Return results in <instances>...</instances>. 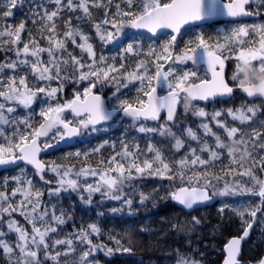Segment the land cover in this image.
Here are the masks:
<instances>
[{
	"label": "snow or ice",
	"instance_id": "1",
	"mask_svg": "<svg viewBox=\"0 0 264 264\" xmlns=\"http://www.w3.org/2000/svg\"><path fill=\"white\" fill-rule=\"evenodd\" d=\"M52 2L55 4L52 11L44 9L39 13L33 12L35 18L32 23L35 25L37 20L39 21V39L26 28L24 21L18 24L7 23V19L13 16L12 10L17 7L18 0H5L0 6V52H11L15 57L12 59L6 56L5 60L0 62V166L25 162L33 166L35 175L44 184L52 183L51 180L45 179V172H51L55 174L57 186L49 189L50 196H58L61 191H79L87 193L88 203L96 193L109 199L122 200L123 186L127 181L145 174L158 176L177 185L170 197L189 209L215 195L236 194L235 184L229 185L228 181L224 180L223 190L217 191L214 181L219 182L230 174L249 177L253 187H242L240 192L258 197L260 203L239 211L242 218L247 214L250 219L243 220L245 227L242 235L227 245L228 258L225 261V264H237L236 257L241 240L249 236L257 213L264 216V179H260L254 171L259 168L264 173V155H260V152L264 151V122L255 121L259 129L252 127L247 133L237 127L220 124L219 126L225 129L226 139L230 144L218 136L216 148L220 151L211 150L204 144L200 152H208V159L197 155L196 149H190L191 159L185 156L170 164L151 144L148 145L147 152L154 153V156L149 159L141 153L138 144H133L130 151L129 145L123 142L119 152L113 151L106 159L97 161L95 166L83 165L75 171L70 166L47 165L39 157L42 151L65 139L79 136L84 130L96 131V125L112 120L117 113L137 121H159L162 119L161 113H164L163 124L156 128L141 124L138 131L174 135L167 124L174 120L181 101L187 111L190 101L207 100L233 92V87L223 75L228 59L236 61L235 72L231 76V81L236 87L249 97H264V24L233 29L230 35L224 36L223 44L219 40L211 41L199 35L194 41H189V46L184 50L174 54L177 38L175 34H179L184 25L216 15H253V12L246 11L244 7L249 0H229L228 3L223 0H119L115 4L114 0ZM121 4L124 7H121ZM113 7L115 11H111ZM65 10L70 13L81 12L82 16L77 19L85 21H94V10H102L98 22L92 24L101 42V48L116 41L125 28L145 29L153 36L161 29H171L175 34L160 46V51L149 46L145 53L129 43L123 52L143 56V59H138L135 67L127 71L123 56L119 65L115 63L116 57H106L102 52L97 56L89 35L79 25L72 26L71 17L64 20L63 30L58 32L56 21ZM25 33L26 40L22 39ZM69 43L79 48L82 54L86 53L87 59L85 60L83 55H73L68 50ZM192 44L195 46H190ZM169 61L172 63L165 70V64ZM188 61L194 65H206L207 72L211 74L210 79L199 76L198 71H176L177 64ZM254 63L258 67L254 66ZM257 71L259 78L256 76ZM241 75L243 79H240ZM69 82H86V85L81 92H74L72 99L61 102L65 84ZM137 82L139 86L134 99L131 102L127 98L121 99V89ZM107 83L115 85L113 96L118 101L111 111L105 107L102 96L94 91L98 85ZM160 87L167 89L166 95L157 94V88ZM37 101L38 112L33 108ZM20 109L27 110V114L22 117L16 115ZM257 111L255 107H247L235 112L229 110V115L243 124L252 122ZM65 113H70L72 118L67 119ZM196 114L201 117L206 115L203 110H198ZM36 115L41 118V122L34 126L33 119ZM220 115L221 113L217 112L212 119L215 120ZM6 127L10 131L6 132ZM202 127L206 132L211 131L207 124ZM188 136L193 140L197 138L191 129H188ZM105 143L108 144L107 141ZM108 146L115 149L114 142ZM250 146L252 152L248 151ZM103 147V144L100 145L93 150L94 153H99ZM175 147L177 150L182 148L183 141L177 138ZM74 155L80 157L81 153ZM88 155L85 153L83 158L87 160ZM222 155H226L229 160V165L221 169L222 175L210 172L209 169L214 167L213 162L220 160ZM245 155L251 158V164L247 167L244 163ZM89 178H92L91 182ZM12 179L16 186L10 192L7 180L4 181L3 190H0V222L6 223L9 232L16 233V242L14 245L9 244L3 239L5 233L0 231V249L10 258L15 257L13 264H44L48 259L59 264L62 255L75 252L76 242L88 246L81 253V264H87L89 255L97 249L102 248L108 254L112 253L113 249L103 243H93L92 235H100L96 224L81 227L64 239L49 240L50 234L57 233L59 226L67 223L70 217L66 219L63 212L57 215L54 206L49 209L44 205V192L35 187L31 179L23 176ZM18 195L20 199L17 200L15 198ZM81 199H84L83 195ZM145 199L147 197L141 194V201ZM124 202L129 205L132 203L130 199ZM13 214L23 217L24 223L15 219ZM5 216L7 220L4 219ZM193 219L195 223H199ZM116 243L120 244L119 241ZM59 245L65 246L64 252L53 253L50 250ZM179 264L196 262L181 258ZM260 264H264V260H261Z\"/></svg>",
	"mask_w": 264,
	"mask_h": 264
},
{
	"label": "trees",
	"instance_id": "2",
	"mask_svg": "<svg viewBox=\"0 0 264 264\" xmlns=\"http://www.w3.org/2000/svg\"><path fill=\"white\" fill-rule=\"evenodd\" d=\"M21 2L25 6V9L15 8L13 16L7 19V23L18 24L24 21L32 30L33 35L39 39L37 33L39 21L37 20V24L35 25L32 23V19L35 18L33 17V12L39 13L44 9L52 11L48 8L54 7L55 4L52 0H24ZM49 2L52 3L49 4ZM121 7H124V5L121 4ZM94 12L100 14V11L94 10ZM190 31L192 29H189L187 33ZM140 33L156 39L163 35H170V32H161L153 36L135 29L125 28L117 43L138 42V35ZM187 33L178 38L177 45L182 46L183 49L189 46V41H194L197 37H186ZM203 36L205 39L217 41L207 34H203ZM219 42L221 44L224 43V41ZM190 46L193 47L195 45L192 44ZM8 54L9 56L7 57L12 58L11 52H8ZM72 54L75 55L74 53ZM124 63L125 70L130 71L134 68L126 59ZM228 63L229 67L226 77L228 82L235 86L231 81V76L235 72L236 63L234 59H228ZM69 75H71V69H69ZM198 75L208 78V72L203 63L198 70ZM79 84L66 83L61 102L65 99H72L75 89ZM135 84L130 83L128 88L121 89L120 95L129 99L130 102L137 94L136 91L133 94ZM94 91L102 93L109 102L115 91V85L112 83L98 85ZM162 91H164L163 88ZM251 103H255L259 107L253 121L243 124L241 122L234 123L239 129L247 133L250 132L252 127L259 129V125H256L255 121L264 122V101L249 99L236 90L228 100L217 99L210 103L190 101L187 111L184 110L182 103L175 119L167 124V127L171 129L174 135H168L167 133L160 135L158 132L141 133L138 131L141 124L148 128H156L164 123V119L159 121H137L119 113V118L102 125H97L96 131L91 129L82 131V134L78 136L70 148L45 155L43 156V160L47 165H65L73 167V170H77L83 165L95 166L97 161L102 158L106 159L113 151L119 152L121 150V142L128 144L130 151L133 144H138L141 153L149 159L153 158L154 153L147 152L148 145L151 144L157 149L160 148L158 147L160 143H165L166 146L160 148L159 151L163 159L170 164L185 156L191 159L190 149H196L197 155H200L203 159H208V152H200V148L203 146L202 143L208 142L206 138L210 137L209 133L204 131L202 125H210L213 127L212 129L219 130L226 137V133L223 134V128L219 126L218 120L227 116L229 110L246 109ZM198 104H201V108L197 106ZM198 110H203L206 115L203 117L197 115L196 112ZM217 110L221 115L216 118L217 120H213L212 117ZM188 129H191L195 133L197 137L195 140L188 136ZM106 136L110 139L114 138V141H108V144L115 143L114 150L108 144L103 143L102 139ZM177 138L184 142L183 147L179 150L174 147V141ZM102 144L104 147L100 148L99 153H94L93 150ZM209 147H212L211 150L220 151L211 143ZM248 151H253L251 146ZM77 152L81 153L80 157L74 155ZM85 153L89 154L87 160L83 158ZM237 155L239 154L237 153ZM260 155H264V151L260 152ZM256 159L258 160L259 156ZM213 163L214 167L210 168L209 171L222 175L221 169L229 165V160L226 155H222L220 160H216ZM244 163L246 167L250 166L251 158L245 155ZM18 171L8 170L6 172L7 174H13ZM254 171L260 179H264V173L259 168H256ZM22 173L33 181L35 187L44 192V196L42 197L44 205H47L49 209H52L54 206L57 215L63 212L66 219L70 217V219H67V223L59 226L57 233L50 234L49 240L64 239L69 237L74 231H78L81 227L86 228L90 224H96L100 229V235H92L93 243H103L108 248H112L113 251L111 254H108L102 248L97 249L89 255L87 264H179L181 258L195 261L196 264H220L224 258L225 243L232 236L240 235L245 227L243 220L250 219L247 214L242 218L239 215V211L254 207L260 203L258 197L240 192V188L242 187H253L250 178L234 174L225 176L221 181H214L213 183L216 185L217 191H222L224 180H227L229 185H236V194L231 196L215 195L217 197L215 204L204 208H197L192 212H186L177 206L174 199L170 197V193L175 191L177 185L158 176L145 174L127 181L123 186L122 200L109 199L96 193L92 196L91 202L88 203L86 202L87 193L79 191H61L58 196H50L48 194L49 189L57 186L55 174L51 172H45V179L51 180V184H44L35 175V170L31 168H22ZM1 179L0 189H3L4 185L1 184ZM91 180L89 178L90 182ZM81 181L83 182L82 179ZM141 194L147 197L143 202L141 201ZM81 195L84 196V199H81ZM126 199L132 201L131 205L124 202ZM15 216L20 218L18 214H15ZM193 218L198 220L199 223H195ZM255 220L256 222L250 236L243 244L239 264H260L264 254V216L257 213ZM14 236V232L11 234L6 233L3 239L9 244L14 245L16 242ZM72 238L74 239V237ZM116 241H119L120 244L117 245ZM75 248V252L62 255L59 258V264H81V253L88 246L76 242ZM123 249L130 250L124 251ZM50 250L53 253L56 251L64 252L65 246L59 245ZM14 259L15 257L10 258L0 249V264H13ZM44 264H57V262L48 259Z\"/></svg>",
	"mask_w": 264,
	"mask_h": 264
},
{
	"label": "rangeland",
	"instance_id": "3",
	"mask_svg": "<svg viewBox=\"0 0 264 264\" xmlns=\"http://www.w3.org/2000/svg\"><path fill=\"white\" fill-rule=\"evenodd\" d=\"M118 2H119V0H114V4L115 3H118ZM253 6H254V9L257 10V12H261V13L264 14V0L257 1ZM54 8L55 7H49L48 9L49 10H53ZM97 11H100V14L97 13V12L96 13L93 12V15H94V18H95L94 21H85L83 19L78 20L77 17L78 16H82V13L79 12V11L73 12V13H70L67 10L64 11V14L62 13L61 17L58 18L57 21H56L57 22V25H58L57 31L58 32L62 31L63 30V27H64V20L67 19V18H69V17H71L72 18L71 19L72 26L79 25L81 27V29L87 35H89L90 42L93 43L94 48H95L96 53H97V56H99L101 54V52H102L103 55L106 56V57H109V58L116 57L115 63L117 65H119V63L121 62V57L122 56H123V60L126 59V61L127 62H130L133 67H135L136 61L138 59H143V56H137V55L132 54V53L125 54L123 52V49L129 43L133 44L135 48H138V49L142 50V52H145V53L148 51L149 46L155 48L157 51H160V46L163 45L164 43H166L167 40L169 39V37L172 35V34H170V35H163V36H160L159 38L156 39L154 37H149V36H146V35L140 33L138 35L139 36L138 42H129V43L124 42V43L118 44L117 42L120 39V38H118L111 45H108L107 44L103 48H101V42L99 41L98 37L96 36L95 29L92 26V24L94 22H98V20L100 18V15L102 14V10H97ZM111 11H115V8L113 7L111 9ZM40 12H42V10ZM257 24H264V16L262 18H260V19H256L255 18V19L249 20L248 22L238 21V22H235V23L234 22H229V23H224V24H215V25L210 26V27H205L204 29L191 27L190 29H192V31L188 32L186 34L187 35L186 37L191 36L193 38L195 36H199L200 34L201 35H203V34L206 35L207 34L210 37H212L214 40L224 41V39H223L224 36L230 35V33L232 32L233 29H236L238 27L245 26V25L251 26V25H257ZM26 28L29 29V30H31L30 27L27 24H26ZM184 29H186V28H184ZM22 39H25V40L27 39V34L26 33L24 34V36L22 37ZM77 42L79 43V41H77ZM177 44H178V39H176L175 44H174V48H175L174 54L180 53L182 50H184L182 48V46H178ZM68 50L71 51L72 53H74L76 56L83 55L84 56V59L85 60L87 59V54L86 53L82 54L81 51H80V49L79 48H76L71 43H69V45H68ZM109 62H111V60ZM171 63L172 62L169 61L168 64H165V70H167L169 64H171ZM235 63H236V61H235ZM201 64L202 63H200L198 65H194L191 61H188L187 63H184V64H177L175 67H176V71L177 72H181L183 70L198 71L200 69V67H201ZM254 66H257L258 67V65H256L255 63H254ZM249 75H251V73H249ZM256 76H257V78H259V72L258 71L256 73ZM240 79H243V75L240 76ZM29 80H31V76H29ZM85 85H86V82L85 83H80L77 86V88L75 89V92H81L83 90V88L85 87ZM53 86H55V85H53ZM138 86L139 85H138V82H137L135 84V87L133 88V94H134V91H136V89H137ZM163 89L165 91H167L166 88H163ZM133 94H132V96H133ZM120 98L121 99H125L121 95H120ZM117 102H118L117 101V98L115 96H113V94H112L111 98L109 99L110 106L111 107L115 106L117 104ZM197 106L201 108V104H198ZM249 107H255L257 110H259L258 105L255 104V103L249 104ZM33 108L36 110V112L39 111V101H37V103L33 105ZM235 111H237V110H233V112H235ZM217 112H219V111L218 110L215 111V113H217ZM26 114H27V110H23V109L18 110V112L16 113V115H19L21 117L24 116V115H26ZM228 115L227 116H224L221 119H219L218 120V124L219 125L220 124H223V125H225L227 127H237L238 128V126L235 125L234 123H236V122L238 123L240 121L239 120H234L231 115H229V116ZM65 117L67 119H71L72 118V116H71L70 113L65 114ZM40 122H41V118L38 115H36L34 117V119H33V125L35 126L36 124H39ZM208 126L211 129V131L210 132H206L205 129H204V131L206 133H209L210 137L206 138V140L208 142L202 143L203 146H204V144H207L208 147H209V144L211 143L216 148V137L217 136L220 137V139L222 141H224L225 143H229L230 144V142L226 139V137H224L222 135V132H220L217 129H212L213 127H211L210 125H208ZM5 131L8 132V131H10V129L6 127L5 128ZM224 133H226V132H225V129L223 128V134ZM210 138H211V140H210ZM102 141H103V143H105L106 141L107 142L108 141H114V138L113 139H110L108 136H106V137H104L102 139ZM175 141H174V147H175ZM183 145H184V142H183ZM165 146H166L165 143H160V145H158V147H160V148H164ZM160 148H157V149L160 150ZM211 148L209 147V149H211ZM73 171H75V170H73ZM17 176H23L26 179H30L28 176L26 177L25 174L22 173V169H19L18 172L13 173V174H7V173L6 174H2L1 177H0V178H2L1 179V184L4 185V181L7 180L8 181L7 188L9 190V192H10L11 189L16 186V183H15V181L12 178L13 177H17ZM81 179L84 180L83 177ZM0 190H3V189H0ZM15 199H17V200L20 199L19 195ZM13 215H14V218L15 219L19 220L22 224L24 223L23 217L19 216L20 218H18V217L15 216V214H13ZM4 219L7 220V216ZM0 231H3L5 234L6 233L7 234H11L12 233V232H9L8 231L7 225L4 222H0ZM14 235H15L14 237H15V240H16V233L15 232H14Z\"/></svg>",
	"mask_w": 264,
	"mask_h": 264
},
{
	"label": "water",
	"instance_id": "4",
	"mask_svg": "<svg viewBox=\"0 0 264 264\" xmlns=\"http://www.w3.org/2000/svg\"><path fill=\"white\" fill-rule=\"evenodd\" d=\"M223 2H224V3H228L229 0H223ZM251 2H252V0H249V3H248V4H245L244 7H245V10H246V11H249V10H247V6H248ZM250 12H251V11H250ZM253 13H254V14H253V15H250V16H244V15H241V16H237V17L228 16V15H226V14H224V15H216V16H214V17H212V18H209V19L200 20V21H193V22H190L189 24L184 25V26L181 28V30H180L179 33H181V32L183 31L184 28H188V27L200 26V25H203V24H209V23L217 22V21H238V20L254 19V18H257V17L259 16L257 13H255V12H253ZM135 30L140 31V32H145V33L151 34L150 32H148V31L145 30V29H135ZM161 32H171L172 35L175 34V33H173V31H172L171 29H161V30L158 31V33H161ZM158 33H157V34H158ZM151 35H152V34H151ZM175 35H176V37L178 36V34H175ZM227 69H228V64H227V62H225V69H224V73H223V75H224L225 80L228 82L227 77H226ZM210 76H211V74L208 72V78H209V79H210ZM228 83H229V82H228ZM229 85H230L231 87H233V89L235 90V87H234L233 85H231L230 83H229ZM161 88H162V87L157 88V94H158V95H161V96H162V95H166L167 91L161 92V91H160ZM237 89L240 91L241 94H243V95H244L245 97H247V98L264 100V97H258V96H252V97H249V96H247L246 93H244L242 90H240L239 88H237ZM234 90H233V92H232L231 94H225V95H222V96L218 95V96H216V97H210V98L207 99V100H194V101L197 102V103H210V102L215 101V100H217V99L228 100V99L233 95ZM95 92H96V91H95ZM96 93L102 96V99L104 100L105 107H106L109 111H111L113 107L110 106V104H109L107 98H106L102 93H100V92H96ZM182 102H183V101H181V104H182ZM181 104H180V105H181ZM180 105L177 106V110H176V113H175L174 119H175L176 115L178 114V111H179V107H180ZM118 114H119V113H117L116 115H114V116H113V119H115V118L118 116ZM161 117H162V119H165V114H164V113H161ZM113 119H112V120H113ZM112 120H110V121H112ZM110 121L103 122L102 124H105V123L110 122ZM171 122H172V121H171ZM102 124H99V125H102ZM96 126H97V125H96ZM77 137H78V136H76V137H72V138H70V139H65L64 141H61V142L57 143L54 147L49 148V149H47L46 151H42V152L40 153V157H39V158L41 159L42 155L45 156V155L52 154L53 152H56V151H59V150H62V149H68V148H70V147L75 143ZM41 160H42V159H41ZM42 161H44V160H42ZM44 162H45V161H44ZM45 163H46V162H45ZM22 164H24V165H26V166H28V167L34 169L32 165H29V164H27V163H25V162H17L16 164L2 165V166H0V172H2V171H4V170L14 169V168H16V167H19V166L22 165ZM216 200H217V197H216V196H212V198L209 199V200H207V201L198 202V203L194 204L193 207H192L191 209L185 207L184 205L180 204L179 202H177V201H175V200H174V201H175L176 205L179 206V207H180L181 209H183L184 211H186V212H192L193 210H195V209H197V208H204V207H207V206H211V205L215 204ZM253 227H254V224H253ZM253 227H252V229H253ZM252 229L249 231V236H250V233H251ZM241 235H242V233H241L240 235L232 236V237H231V238L225 243V245H224V258H223V260L221 261L220 264H225V261H226L227 258H228V257H227V245H228V244H229L234 238H239ZM249 236H248L247 238L241 240V243H240V246H239V247H240V250H239V253H238L237 257H236L237 264H239V262H240L239 258H240L241 252H242L243 244H244L245 241L248 240ZM261 260H264V254H263Z\"/></svg>",
	"mask_w": 264,
	"mask_h": 264
},
{
	"label": "flooded vegetation",
	"instance_id": "5",
	"mask_svg": "<svg viewBox=\"0 0 264 264\" xmlns=\"http://www.w3.org/2000/svg\"><path fill=\"white\" fill-rule=\"evenodd\" d=\"M21 1H24V0H18V3H17V7H19V8H22V9H25V6H23V3L21 2ZM257 1H259V0H252V2L247 6V10H249V11H251V12H255V13H257L259 16L256 18V19H260V18H262L263 16H264V14L263 13H261V12H257V10L256 9H254V4L257 2ZM4 2H5V0H0V6H2L3 4H4ZM52 2H49V4H51ZM49 6H51V5H49ZM16 7V8H17ZM55 7V6H54ZM253 8V9H252ZM15 10V8L12 10V11H14ZM255 19V18H254ZM249 20H252V19H247V20H238V21H243V22H248ZM238 21H217V22H212V23H209V24H203V25H200V26H194L193 28H200V29H204L205 27H210V26H213V25H215V24H224V23H229V22H238ZM191 27H188V28H186V29H184L178 36H177V38L176 39H178L181 35H183V34H185V33H187V31L190 29ZM170 34H172L171 32H170ZM5 56H9V54H8V52L7 53H5V52H0V62H3L4 60H5ZM11 56H12V59H15V57H14V55H13V53H11ZM226 62H227V64H228V67H229V63H228V60H226ZM228 70V69H227ZM260 75V74H259ZM234 86V85H233ZM235 87V90H234V92L236 91V90H238L237 89V87L236 86H234ZM239 91V90H238ZM240 92V91H239ZM234 94V93H233ZM243 95V94H242ZM250 99V98H249ZM253 100H260V99H253ZM264 101V100H263ZM41 159L43 160V155H42V157H41ZM24 167H28V166H26V165H24V164H22V165H20L19 167H16V168H14V169H9V170H19V169H22V168H24ZM28 168H30V167H28ZM32 169V168H31ZM34 170V169H33ZM6 171H8V170H4V171H2V172H0V177H1V175L2 174H6L7 172Z\"/></svg>",
	"mask_w": 264,
	"mask_h": 264
}]
</instances>
